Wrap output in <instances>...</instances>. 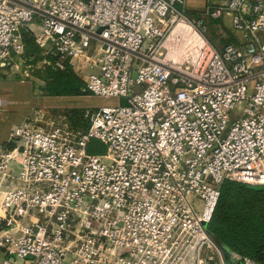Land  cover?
<instances>
[{
  "label": "built area",
  "instance_id": "obj_1",
  "mask_svg": "<svg viewBox=\"0 0 264 264\" xmlns=\"http://www.w3.org/2000/svg\"><path fill=\"white\" fill-rule=\"evenodd\" d=\"M225 17L242 38L219 50ZM22 30L119 104L85 130L11 128L0 264H225L205 226L221 186H264V0H0L1 68L27 65Z\"/></svg>",
  "mask_w": 264,
  "mask_h": 264
},
{
  "label": "rangeland",
  "instance_id": "obj_2",
  "mask_svg": "<svg viewBox=\"0 0 264 264\" xmlns=\"http://www.w3.org/2000/svg\"><path fill=\"white\" fill-rule=\"evenodd\" d=\"M205 6L206 0H187V8L190 11H201ZM208 24L206 37L219 50L226 44L239 43L242 38L234 32L228 17L222 21H209ZM48 56L50 55L41 51L37 56L41 60L35 65L24 64L15 67L13 64L5 68L0 67V98L6 103L0 108V142L7 139L13 126L23 122H30L44 129L66 125L70 130H84L89 126L87 110L119 104L116 98L106 99L92 94L80 97L50 96L44 89V70L50 65L55 68L58 66L56 58L54 57V61H47ZM90 149L94 153H104L106 147L94 140ZM4 227V223L0 222V228Z\"/></svg>",
  "mask_w": 264,
  "mask_h": 264
},
{
  "label": "trees",
  "instance_id": "obj_3",
  "mask_svg": "<svg viewBox=\"0 0 264 264\" xmlns=\"http://www.w3.org/2000/svg\"><path fill=\"white\" fill-rule=\"evenodd\" d=\"M22 38L27 65L37 64L41 60L37 57L41 49L26 30H22ZM47 58V61L55 60L52 56ZM64 66V69L53 65L45 68V92L60 97L90 95L69 60L65 61ZM89 152L94 153L90 148ZM207 232L230 252L233 262L238 261L235 259V255H238L264 264V191H254L245 184L224 181Z\"/></svg>",
  "mask_w": 264,
  "mask_h": 264
},
{
  "label": "water",
  "instance_id": "obj_4",
  "mask_svg": "<svg viewBox=\"0 0 264 264\" xmlns=\"http://www.w3.org/2000/svg\"><path fill=\"white\" fill-rule=\"evenodd\" d=\"M247 188L250 190H254V191H264V186H251V185H247ZM207 227V225H206ZM212 240L214 241V243L216 244V246L220 249V251L222 252L225 264H234L231 254L229 251H227L217 240H215L211 235H209Z\"/></svg>",
  "mask_w": 264,
  "mask_h": 264
},
{
  "label": "crops",
  "instance_id": "obj_5",
  "mask_svg": "<svg viewBox=\"0 0 264 264\" xmlns=\"http://www.w3.org/2000/svg\"><path fill=\"white\" fill-rule=\"evenodd\" d=\"M9 134H10V132H9ZM9 134H8V137H7V139H6V140H4V141H1V142H0V144H3V143H5V142L8 140V138H9ZM234 264H242V262H240V261H237V262H234Z\"/></svg>",
  "mask_w": 264,
  "mask_h": 264
}]
</instances>
